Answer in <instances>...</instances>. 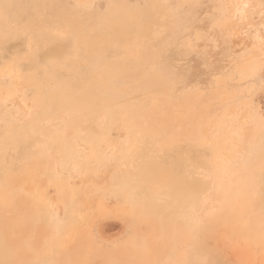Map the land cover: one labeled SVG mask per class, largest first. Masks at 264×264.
<instances>
[{"label":"rangeland","instance_id":"obj_1","mask_svg":"<svg viewBox=\"0 0 264 264\" xmlns=\"http://www.w3.org/2000/svg\"><path fill=\"white\" fill-rule=\"evenodd\" d=\"M0 264H264V0H0Z\"/></svg>","mask_w":264,"mask_h":264},{"label":"bare ground","instance_id":"obj_2","mask_svg":"<svg viewBox=\"0 0 264 264\" xmlns=\"http://www.w3.org/2000/svg\"><path fill=\"white\" fill-rule=\"evenodd\" d=\"M230 5V4H229ZM238 16V15H237ZM237 18V17H236ZM238 21V20H237ZM263 115V114H262Z\"/></svg>","mask_w":264,"mask_h":264}]
</instances>
